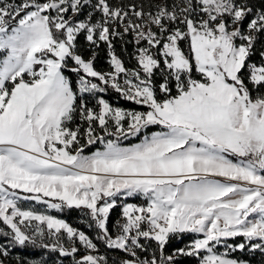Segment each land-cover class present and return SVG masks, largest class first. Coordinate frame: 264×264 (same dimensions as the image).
I'll use <instances>...</instances> for the list:
<instances>
[{
  "label": "snow or ice",
  "instance_id": "6c2138e0",
  "mask_svg": "<svg viewBox=\"0 0 264 264\" xmlns=\"http://www.w3.org/2000/svg\"><path fill=\"white\" fill-rule=\"evenodd\" d=\"M0 264H264V0H0Z\"/></svg>",
  "mask_w": 264,
  "mask_h": 264
},
{
  "label": "trees",
  "instance_id": "16d2710c",
  "mask_svg": "<svg viewBox=\"0 0 264 264\" xmlns=\"http://www.w3.org/2000/svg\"><path fill=\"white\" fill-rule=\"evenodd\" d=\"M127 106H133V107H134L135 105H131V104H129V105H127ZM69 218H71V217H69Z\"/></svg>",
  "mask_w": 264,
  "mask_h": 264
}]
</instances>
